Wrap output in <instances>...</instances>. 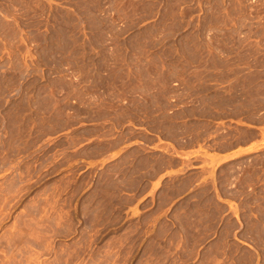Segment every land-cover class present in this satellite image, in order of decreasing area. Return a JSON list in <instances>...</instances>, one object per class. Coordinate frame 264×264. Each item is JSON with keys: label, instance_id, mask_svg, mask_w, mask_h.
Wrapping results in <instances>:
<instances>
[{"label": "rangeland", "instance_id": "obj_1", "mask_svg": "<svg viewBox=\"0 0 264 264\" xmlns=\"http://www.w3.org/2000/svg\"><path fill=\"white\" fill-rule=\"evenodd\" d=\"M261 137L264 0H0V264H264Z\"/></svg>", "mask_w": 264, "mask_h": 264}, {"label": "crops", "instance_id": "obj_2", "mask_svg": "<svg viewBox=\"0 0 264 264\" xmlns=\"http://www.w3.org/2000/svg\"><path fill=\"white\" fill-rule=\"evenodd\" d=\"M263 143H264V137H261L257 141H252L249 144L245 145L243 148H244V151H246V150L253 149L256 146H261ZM224 154L225 153H222V155H224Z\"/></svg>", "mask_w": 264, "mask_h": 264}, {"label": "bare ground", "instance_id": "obj_3", "mask_svg": "<svg viewBox=\"0 0 264 264\" xmlns=\"http://www.w3.org/2000/svg\"><path fill=\"white\" fill-rule=\"evenodd\" d=\"M259 148H260V147H259ZM245 150H246V149H245ZM225 158H226V157H225ZM225 158H224V159H225Z\"/></svg>", "mask_w": 264, "mask_h": 264}]
</instances>
